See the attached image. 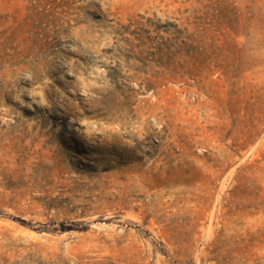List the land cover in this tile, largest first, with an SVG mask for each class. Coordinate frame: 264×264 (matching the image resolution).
<instances>
[{"label": "rangeland", "instance_id": "obj_1", "mask_svg": "<svg viewBox=\"0 0 264 264\" xmlns=\"http://www.w3.org/2000/svg\"><path fill=\"white\" fill-rule=\"evenodd\" d=\"M0 264H264V0H0Z\"/></svg>", "mask_w": 264, "mask_h": 264}]
</instances>
